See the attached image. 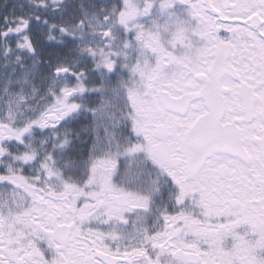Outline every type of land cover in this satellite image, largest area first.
Here are the masks:
<instances>
[{
  "label": "snow or ice",
  "instance_id": "obj_1",
  "mask_svg": "<svg viewBox=\"0 0 264 264\" xmlns=\"http://www.w3.org/2000/svg\"><path fill=\"white\" fill-rule=\"evenodd\" d=\"M0 264H264V0H0Z\"/></svg>",
  "mask_w": 264,
  "mask_h": 264
}]
</instances>
